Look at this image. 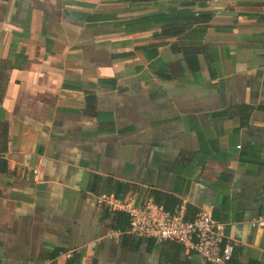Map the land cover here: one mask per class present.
Segmentation results:
<instances>
[{"label": "crops", "instance_id": "0c3cea01", "mask_svg": "<svg viewBox=\"0 0 264 264\" xmlns=\"http://www.w3.org/2000/svg\"><path fill=\"white\" fill-rule=\"evenodd\" d=\"M101 192L264 264V0H0V264H211Z\"/></svg>", "mask_w": 264, "mask_h": 264}, {"label": "built area", "instance_id": "2783aa9c", "mask_svg": "<svg viewBox=\"0 0 264 264\" xmlns=\"http://www.w3.org/2000/svg\"><path fill=\"white\" fill-rule=\"evenodd\" d=\"M95 199L99 205L125 212L129 221L127 231L134 236L174 241L186 253H195L211 264H228L231 259L234 244L225 237L223 224L214 218L208 207L199 208L191 218H186L183 207L170 213L161 204L139 203L131 195L118 198L112 192H101ZM253 224L264 225V219Z\"/></svg>", "mask_w": 264, "mask_h": 264}, {"label": "trees", "instance_id": "16d2710c", "mask_svg": "<svg viewBox=\"0 0 264 264\" xmlns=\"http://www.w3.org/2000/svg\"><path fill=\"white\" fill-rule=\"evenodd\" d=\"M196 18H199V16H196ZM121 188V187H120ZM159 204V203H157ZM104 207L105 212L108 215H113V229L120 231L121 233H126V231L128 230V226H129V221H128V216L125 212L121 211V210H116V209H112L111 207L107 206V205H101ZM164 207V206H163ZM165 208V207H164ZM166 209V208H165ZM167 210V209H166ZM179 209H177L175 212H170V213H176ZM126 221L127 220V225H122L121 226V222L122 221ZM128 232V231H127ZM129 233V232H128ZM130 234V233H129ZM132 235V234H131ZM134 236V235H133ZM146 238H151V237H146ZM169 241V240H167ZM171 241V240H170ZM174 242V241H173ZM176 243V242H175ZM178 244V243H177ZM180 245V244H179Z\"/></svg>", "mask_w": 264, "mask_h": 264}]
</instances>
